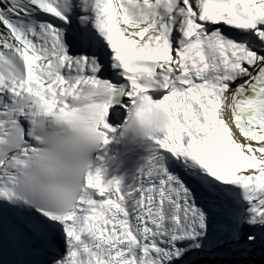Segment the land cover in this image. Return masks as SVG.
Returning a JSON list of instances; mask_svg holds the SVG:
<instances>
[{
	"label": "snow or ice",
	"instance_id": "6c2138e0",
	"mask_svg": "<svg viewBox=\"0 0 264 264\" xmlns=\"http://www.w3.org/2000/svg\"><path fill=\"white\" fill-rule=\"evenodd\" d=\"M143 96L171 125L103 156ZM264 255V0H0V264Z\"/></svg>",
	"mask_w": 264,
	"mask_h": 264
},
{
	"label": "clouds",
	"instance_id": "9594fccd",
	"mask_svg": "<svg viewBox=\"0 0 264 264\" xmlns=\"http://www.w3.org/2000/svg\"><path fill=\"white\" fill-rule=\"evenodd\" d=\"M171 123L172 116L168 107L149 104L141 95L122 126L120 135L130 138L132 142L146 143L149 138L167 129Z\"/></svg>",
	"mask_w": 264,
	"mask_h": 264
},
{
	"label": "bare ground",
	"instance_id": "6f19581e",
	"mask_svg": "<svg viewBox=\"0 0 264 264\" xmlns=\"http://www.w3.org/2000/svg\"><path fill=\"white\" fill-rule=\"evenodd\" d=\"M230 258H234V260L230 259ZM230 258L228 259H224L223 264H256V262H252L251 261H246L245 259L247 257H244V259L241 258V256H230ZM262 256H259L258 258L256 257L255 259L260 260L262 259ZM262 264H264V262L261 261Z\"/></svg>",
	"mask_w": 264,
	"mask_h": 264
},
{
	"label": "rangeland",
	"instance_id": "374dc122",
	"mask_svg": "<svg viewBox=\"0 0 264 264\" xmlns=\"http://www.w3.org/2000/svg\"><path fill=\"white\" fill-rule=\"evenodd\" d=\"M259 256H262L263 258L260 259V260L255 259L256 257L258 258ZM241 258L244 259V257H241ZM245 260L246 261H251L252 260V262H256V264H262L261 261L264 262V255H262L260 250L257 249L256 253H254L251 256H247V258Z\"/></svg>",
	"mask_w": 264,
	"mask_h": 264
}]
</instances>
